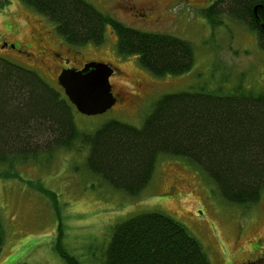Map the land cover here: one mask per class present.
<instances>
[{
  "label": "rangeland",
  "instance_id": "obj_1",
  "mask_svg": "<svg viewBox=\"0 0 264 264\" xmlns=\"http://www.w3.org/2000/svg\"><path fill=\"white\" fill-rule=\"evenodd\" d=\"M88 1L131 27L191 42L195 61L183 74L156 76L138 55L119 52L110 26L101 44L69 45L47 17L21 0H8L0 9V58L36 71L63 95L58 77L68 65L101 60L115 68L110 80L120 100L97 115L74 109L79 129L94 132L111 120L141 127L161 97L192 88L229 90L244 84L264 90V50L256 33L228 18L211 27L202 9L214 0H132V6L148 10L146 19L122 0ZM151 6L159 11L149 10ZM76 146L26 161L12 147L0 152L5 155L0 160V218L6 234L0 264H67L54 249L61 221L48 192L59 200L64 230L60 247L79 264H102L112 227L144 212H162L182 223L202 243L212 264H264V194L252 206L232 203L188 159L161 155L150 184L131 195L93 176L86 166L88 148ZM45 148V143H35L28 151Z\"/></svg>",
  "mask_w": 264,
  "mask_h": 264
},
{
  "label": "trees",
  "instance_id": "obj_2",
  "mask_svg": "<svg viewBox=\"0 0 264 264\" xmlns=\"http://www.w3.org/2000/svg\"><path fill=\"white\" fill-rule=\"evenodd\" d=\"M8 0L0 3V9ZM47 17L69 45L101 44L110 26L122 55H138L156 76L190 71L191 42L131 27L88 0H21ZM257 8V14L256 9ZM211 27L225 18L247 25L264 50V0H214L202 9ZM66 95L36 71L0 58V152L6 147L25 161L55 149L88 148L86 166L115 189L138 195L152 181L161 155L188 159L215 182L222 196L252 206L264 194V90L240 84L234 89L206 87L166 94L143 126L111 120L94 132L79 129ZM45 143L43 151L30 152ZM5 155L0 154V160ZM45 190V189H42ZM60 217L54 249L67 264L77 257L60 247L63 223L59 200L48 192ZM0 218V253L5 243ZM102 264H212L202 243L179 221L162 212H144L115 224Z\"/></svg>",
  "mask_w": 264,
  "mask_h": 264
},
{
  "label": "water",
  "instance_id": "obj_3",
  "mask_svg": "<svg viewBox=\"0 0 264 264\" xmlns=\"http://www.w3.org/2000/svg\"><path fill=\"white\" fill-rule=\"evenodd\" d=\"M256 14H257V8ZM115 68L104 61H90L83 68H64L58 77L65 94L85 115L102 114L117 103L111 77Z\"/></svg>",
  "mask_w": 264,
  "mask_h": 264
},
{
  "label": "flooded vegetation",
  "instance_id": "obj_4",
  "mask_svg": "<svg viewBox=\"0 0 264 264\" xmlns=\"http://www.w3.org/2000/svg\"><path fill=\"white\" fill-rule=\"evenodd\" d=\"M123 2H128V5H127V8L129 9V10H131V11H133L135 14H138L139 16H141L142 18H144V19H146L147 18V16H148V10L147 9H145V8H143V9H138L137 7H135V6H132V0H122ZM149 10H154V12H157V11H159V8H157L156 6H151L150 8H149ZM155 10H157V11H155ZM8 45V42H6L4 45H1L2 47H5V46H7ZM12 47H16V45L15 44H12ZM20 51H23L21 48L19 49ZM27 57L29 56V54H28V52H27ZM56 57H60L59 55H56ZM30 59V58H29ZM66 61H68V60H66ZM67 68H82V66L81 67H75V66H67ZM117 100L119 101L120 99L117 97Z\"/></svg>",
  "mask_w": 264,
  "mask_h": 264
}]
</instances>
